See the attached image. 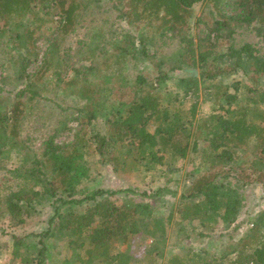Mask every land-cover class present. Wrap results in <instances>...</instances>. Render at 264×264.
Masks as SVG:
<instances>
[{
	"label": "trees",
	"instance_id": "trees-1",
	"mask_svg": "<svg viewBox=\"0 0 264 264\" xmlns=\"http://www.w3.org/2000/svg\"><path fill=\"white\" fill-rule=\"evenodd\" d=\"M102 1L0 0V219L19 218L25 206L44 197H57L59 202L48 228L33 234L31 243L38 247L37 252L31 256L24 246L25 257L20 259L24 264L49 263L54 220L70 237L75 261L132 264L135 259L128 249L117 250L130 236L142 233L154 242L158 237L164 244L172 224L183 229L196 221L207 232L217 225L230 228L244 207L239 190L257 183L264 191V91L257 87L258 82L264 84V0H105L112 3L115 19L146 29L137 39L140 52L129 36L117 37L114 21L106 17L112 12L105 10ZM199 4L206 6L213 23L194 33L192 22L205 25L201 16L193 19V8ZM51 10L57 11L60 19L45 36L40 30L42 24L51 22ZM255 20L252 29L262 49L236 39L239 31ZM77 29H84L82 39L73 50L62 52L61 38ZM152 36L174 40L177 48L153 63L158 73L152 80L138 74L128 81L124 74L128 60H136L137 53L149 58L145 46ZM39 41L45 42L46 48L38 69L29 75ZM83 61L88 65L82 77L66 79L68 70ZM165 62L170 66L162 72ZM49 68L54 72L46 76ZM103 68L112 71L103 74ZM237 70L253 86L237 82L228 94V87L213 85L218 109L204 118H195L196 103L184 110L177 95L171 97L158 89L174 71L184 74L179 82L188 89L199 81H213ZM20 85L24 87L17 89ZM6 87L11 89L6 91ZM126 89L132 95L129 99ZM118 91L121 96L109 105L103 134L92 127L102 112L99 104L86 102L73 108L59 102V94L93 103L95 98L114 97ZM196 91L194 87L192 92ZM222 100L231 108H224ZM42 102H48L50 109L39 110ZM75 122L76 129L71 126ZM72 131V142H57ZM89 152L114 172L132 165L144 172L160 169L166 176L179 172L180 162L190 153L199 154L206 169L183 188L176 204L164 202L168 193L174 195L164 187L140 192L97 189L79 199L71 198L85 178L84 157ZM13 153L20 155L19 164L7 167L3 162ZM8 181L11 184L4 186ZM120 192L130 195L121 204L110 199ZM83 203L90 205L84 213L70 210L71 205ZM252 220L251 228L218 258L191 249L188 256L171 255L161 263L163 251L154 243L145 248L141 264H264V210ZM27 238L17 241L27 245ZM72 257H65L61 264H70Z\"/></svg>",
	"mask_w": 264,
	"mask_h": 264
},
{
	"label": "rangeland",
	"instance_id": "rangeland-1",
	"mask_svg": "<svg viewBox=\"0 0 264 264\" xmlns=\"http://www.w3.org/2000/svg\"><path fill=\"white\" fill-rule=\"evenodd\" d=\"M102 3L104 4L105 10L108 8V10L112 12L107 13L106 17L109 18V21H114V28L116 30L117 37H120L121 35L129 36L132 42L136 43L137 45V39L139 35L142 33L144 34L146 29L143 28L142 25L136 27L127 24L124 20L115 19L116 14L115 9L112 7V3L105 0H103ZM207 11L208 9L206 6L201 4L194 6L193 19H195V17L201 16L205 25L200 23L199 25L195 24L194 26V23L192 22L191 32L197 33L199 30L205 29V27L208 29L212 26L213 16ZM50 19L51 22L49 21L48 23L42 24L40 30L45 33V36L55 29V26L60 19L58 12L51 10ZM25 21L28 22V19L25 18ZM256 22L257 20H255L250 26L245 25L239 31L236 39L237 41L250 43L257 48L262 49L263 45L258 43L259 38L255 35L256 33L252 29ZM0 24H3V22L1 21ZM82 24H84V22H82ZM83 35L84 29H77L75 33L72 32L62 37L60 41L62 52L67 51L68 49L73 50L77 42L82 39ZM136 47L138 52H140L141 46L138 44ZM145 47L149 53V58H143L140 56V53H137L136 60L138 61L132 59L128 60L126 70L124 71L128 81H132L138 74H141L145 78L152 80L158 73V70L154 68L153 63H158L160 56H167L168 54L172 53L177 48V42L174 40H160L158 36H152L147 40ZM45 48V42L39 41L37 43V58L35 63L28 68L29 75H32L38 69L41 62V56ZM263 51L264 50H261V52ZM87 65L88 62L86 61L77 63L73 66V71H71V69L68 70L65 78L70 79V77L73 75L78 76L79 78L82 77ZM169 66V63L165 62L163 68H161V71L166 72ZM111 71V69L104 68L101 70L103 74H107ZM3 72L5 74L9 73L5 70H3ZM53 72L54 70L49 68L45 69L44 74L49 76L53 74ZM183 76L184 74L180 71L170 72L169 80L162 82L160 86L157 87L160 91L164 90V92H168L171 97L177 95L180 102L178 105L180 107L182 106L184 110H187L192 103H196V119L199 117L204 118L214 109H218V105L215 104L212 95L213 85L228 87V94L233 92L234 86L237 82H240L241 84L243 83L244 85L253 86V82L250 81L249 78H246L241 70H237L235 73L230 74L229 76L220 77L213 81H199L196 83V86H191L188 89L185 83L181 84L179 82V79ZM23 87L24 85H20L17 89H21ZM77 87H79V85H77ZM194 87H196V93L192 92ZM257 87L259 91H264V84L258 82ZM5 89L8 91L11 88L6 87ZM81 91L82 87L80 86V92ZM125 93H127L128 99L132 97L129 89H126ZM120 96L121 92L118 91L115 92L114 97L108 98L104 96L98 100L95 98V101L91 103L86 98H81L79 96L70 97L67 95L61 96L59 94V102L63 103L64 107L73 108H78L84 105L86 102L96 106L99 104L97 107L101 109L102 112H99V114L96 115L93 120L92 127L97 131L99 130L100 133L103 134L105 133L104 123L109 113V105H111V103H113V101H115V99L119 98ZM226 102L227 101L222 100L221 105H223L224 108L230 109V103L227 104ZM163 105H165V103H163ZM40 109H50L49 103H40L39 110ZM71 126L76 129V122L71 123ZM73 138L74 131L60 137L57 142L69 143L72 142ZM200 147L201 144L199 143V148ZM116 151L119 152L121 150L118 147ZM19 159L20 155L18 153H13L10 159L4 161L3 164L7 167L18 166L20 161ZM99 161L100 160L97 154L93 155V153L91 154L89 152V154L85 155V178L82 180L81 184L74 189L75 191L73 190V196L71 198L75 197L79 199L91 191L97 189L124 191L131 188L140 192L144 190L154 191L158 187H164V189H167L174 194L171 197V195L166 191L168 194L165 196L166 199H163L165 200L164 202L166 203V200H168L171 203L176 204L183 193V188L189 186L191 181L198 177L206 169L205 165L203 166L202 164L200 155L194 153H190L183 163L180 162L179 172L168 174L166 176L162 175L160 169L144 172L143 168H137L132 165L127 167L124 171L114 172L110 165L106 163H99ZM9 184H11V181L5 183L4 186H9ZM239 193L243 196L244 207L241 210L237 222L230 228L225 229L222 225H217L214 227L213 231L207 232L199 228L196 221H192L191 226H184L183 229L179 228V226L175 224H172L170 226L171 229L167 232L166 241L164 244L159 242L158 237V241L154 242V239L149 238L145 234L139 233L138 235L130 236L126 244L120 246L117 245V250L122 251L128 249L135 259L132 264H141V259L145 248L147 245H153L154 243L159 250L163 251V260H161V263H164L171 255L188 256L189 253L187 251L191 249H202L206 251L209 256L218 258L224 253H228L229 249L227 246L230 243H235L247 229L251 228V224L253 223L252 219L255 218L258 213L264 210V191L259 184L256 183L246 187L244 186L241 190H239ZM129 195L130 194L127 192H120L115 196L110 197V199L116 200L118 204H121L124 201V198L128 197ZM61 197H63V199L66 198V196L63 194ZM56 199L57 197H44L37 203L31 202L30 205L25 206L21 211L19 218L9 219L8 217H2L0 219V264H24L23 260L20 262V259L25 257L24 246H27V250L30 251L29 253L31 256L37 252L38 247L31 243V241L34 240L33 234L44 232L48 228L49 220L53 217L54 210L59 205V202ZM132 199L138 201L139 198L134 196ZM89 206V203H83L82 205H71L70 210L75 213L82 214L88 209ZM65 210H67L66 207L64 209L62 208L60 213H64ZM19 219H21L20 222H18ZM54 222L55 223L52 225V237L49 241L51 257L48 264H61L63 259L65 257H71V254L73 257L71 258L70 264H81L75 261L76 254L69 248L70 237L66 232H63L56 227V220H54ZM186 236H190V238H187ZM24 237H28L26 241L28 243L30 242L29 244L25 245V242H23L21 245V243L17 241V239ZM196 237H199V241L197 242L194 240ZM113 247H116L115 243L113 244ZM230 257L232 258L233 256Z\"/></svg>",
	"mask_w": 264,
	"mask_h": 264
}]
</instances>
